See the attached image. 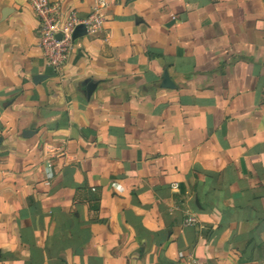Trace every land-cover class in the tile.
I'll return each instance as SVG.
<instances>
[{"label": "crops", "instance_id": "crops-1", "mask_svg": "<svg viewBox=\"0 0 264 264\" xmlns=\"http://www.w3.org/2000/svg\"><path fill=\"white\" fill-rule=\"evenodd\" d=\"M0 264H264V0H0Z\"/></svg>", "mask_w": 264, "mask_h": 264}, {"label": "built area", "instance_id": "built-area-1", "mask_svg": "<svg viewBox=\"0 0 264 264\" xmlns=\"http://www.w3.org/2000/svg\"><path fill=\"white\" fill-rule=\"evenodd\" d=\"M32 4L41 21V45L47 62L55 70H60L74 47L75 27L82 23L87 30L98 31L104 22L105 10L110 0H95L92 11L85 20H81L75 13L64 16L50 0H32ZM58 34H61V38ZM46 166L50 169L51 163L47 162ZM193 221V218L188 219V222Z\"/></svg>", "mask_w": 264, "mask_h": 264}, {"label": "water", "instance_id": "water-1", "mask_svg": "<svg viewBox=\"0 0 264 264\" xmlns=\"http://www.w3.org/2000/svg\"><path fill=\"white\" fill-rule=\"evenodd\" d=\"M86 33H87V27L81 23L75 27L73 37H74V39H76V38H79V37L85 35ZM58 37L61 38V34H58ZM163 84L166 87L172 86V84H173L170 77L167 74L164 76V83ZM93 89H94V85L90 84L88 86V95H91V93L93 92Z\"/></svg>", "mask_w": 264, "mask_h": 264}]
</instances>
